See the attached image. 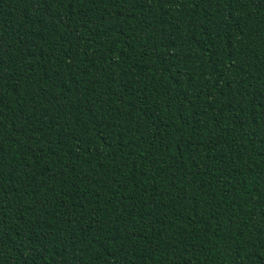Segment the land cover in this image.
Masks as SVG:
<instances>
[{
	"label": "trees",
	"instance_id": "16d2710c",
	"mask_svg": "<svg viewBox=\"0 0 264 264\" xmlns=\"http://www.w3.org/2000/svg\"><path fill=\"white\" fill-rule=\"evenodd\" d=\"M0 264H264V0H0Z\"/></svg>",
	"mask_w": 264,
	"mask_h": 264
}]
</instances>
